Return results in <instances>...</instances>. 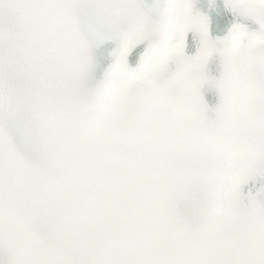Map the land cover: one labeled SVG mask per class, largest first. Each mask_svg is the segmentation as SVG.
I'll list each match as a JSON object with an SVG mask.
<instances>
[{"label": "snow or ice", "instance_id": "1", "mask_svg": "<svg viewBox=\"0 0 264 264\" xmlns=\"http://www.w3.org/2000/svg\"><path fill=\"white\" fill-rule=\"evenodd\" d=\"M223 3L225 32L264 26L255 0ZM157 8L0 0V264H264V45L220 50L193 0L183 58L110 82Z\"/></svg>", "mask_w": 264, "mask_h": 264}, {"label": "clouds", "instance_id": "2", "mask_svg": "<svg viewBox=\"0 0 264 264\" xmlns=\"http://www.w3.org/2000/svg\"><path fill=\"white\" fill-rule=\"evenodd\" d=\"M255 7L264 8V0H255ZM257 20L264 24V16ZM146 23L150 39L143 60L129 69L122 58H116L111 64L110 82L151 79L168 62L184 57L185 32L190 31L193 25H204L203 19L194 11L193 0H158L155 16L146 17ZM214 45L226 52L262 46L264 26L252 30L245 24H234L218 41H214Z\"/></svg>", "mask_w": 264, "mask_h": 264}]
</instances>
